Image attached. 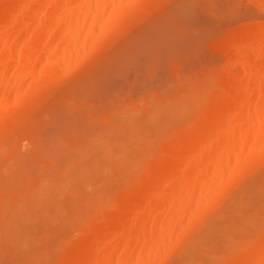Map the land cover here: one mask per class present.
Segmentation results:
<instances>
[{
	"label": "bare ground",
	"instance_id": "6f19581e",
	"mask_svg": "<svg viewBox=\"0 0 264 264\" xmlns=\"http://www.w3.org/2000/svg\"><path fill=\"white\" fill-rule=\"evenodd\" d=\"M134 1L0 0V264H264V0Z\"/></svg>",
	"mask_w": 264,
	"mask_h": 264
},
{
	"label": "rangeland",
	"instance_id": "374dc122",
	"mask_svg": "<svg viewBox=\"0 0 264 264\" xmlns=\"http://www.w3.org/2000/svg\"><path fill=\"white\" fill-rule=\"evenodd\" d=\"M160 1H161V5L163 4V6H161V7H163V8H158L159 10L156 9L157 12L154 11V12H152V13H150V14H142V15H144L146 18H145L144 16L140 15V16H139L140 19H139V20L137 19V20H138V26H137L135 29H133V31L135 30V32L141 30V31H139L140 34H139V33L136 34L137 36L140 37L141 34H144V32H142V30H145V29H144V26H146V25H144V24H145V21L148 22V20H149L152 16H153L154 20L156 21V19H155L156 16L154 17V15H156V14H158V13H159V14L162 13V15H163V13L165 12V10L168 11V12H165L164 15H166V13H168V14L173 13V12L176 11V9L178 10V9H180V8H185L184 6L182 7V5H185V3H187V4L190 3L191 6H193V5H195L194 3L196 2V6H198V5H199L198 3L200 2V4L203 6V8L205 7V8L203 9V8H201V7L199 8V6H201V5L198 6L199 10H200V9H203V11L201 10L200 13H202L203 16L205 15L204 17H201V18L199 17V18H200V20H199L200 24H202V25H204V26H207V27H215L214 25H219V24H220L219 28L224 29V30L226 29V27L232 26L234 23H235L234 25H236V23L241 22V19L245 17V16L243 17V15L247 12L248 9L252 10V7H253V6H251V5L247 2V0H192V1H194V3H193L192 1H189V0H188V2H186L185 0H183V1H181V0H172V1H171V0H170V1H169V0H160ZM163 1H164L165 3H162ZM184 1H185V2H184ZM197 1H198V3H197ZM166 2H167V3H166ZM180 2H181V3H180ZM182 2H183V3H182ZM191 2H192V3H191ZM164 4H165L166 6H165ZM169 4H170V5H169ZM181 4H182V5H181ZM192 4H193V5H192ZM197 4H198V5H197ZM203 4H204V5H203ZM159 5H160V4H159ZM178 5H179V6H178ZM130 6H131L132 8H134V10H136L137 7L139 8V6H140V1H139V0H136V1H134L133 3H131ZM187 6H188V5H187ZM196 6H194L195 9L197 8ZM159 7H160V6H159ZM165 7H166V8H165ZM169 7H170V8H169ZM174 7H175L176 9H175ZM189 7H190V5H189ZM172 8H174L175 10L173 9V11H172ZM253 8H254V7H253ZM160 9H161V10H160ZM162 9H164V10L162 11ZM168 9H171L170 12H169ZM205 9H206V10H205ZM138 10H139V9H137L134 13H136ZM196 10H198V9H196ZM199 10H198V14H199V16H200ZM155 12H156V13H155ZM249 12H250V11H249ZM153 13H154V14H153ZM151 14H153V15H151ZM159 14H158V15H159ZM158 15H157V16H158ZM164 15H163V16H164ZM202 15H201V16H202ZM223 15H224V16H223ZM149 16H150V17H149ZM163 16L159 15L158 18L160 19V18L163 17ZM220 16H221V17H220ZM141 17H144V18H141ZM148 18H149V19H148ZM205 18H206V19H205ZM207 18H208V19H207ZM217 18H218V19H217ZM222 18H223V19H222ZM228 18H229V19H228ZM240 18H241V19H240ZM135 19H136V18H135ZM219 19H220V20H219ZM152 20H153V19H152ZM152 20H150V21H151L150 24L153 23ZM157 20H158V19H157ZM205 20H206V21H205ZM234 20H235V21H234ZM139 21H140L141 23H140ZM212 21H213V22H212ZM143 22H144V24H142ZM207 22L209 23V25H208ZM220 22H222V23H220ZM232 22H233V23H232ZM211 23L213 24L212 26H211ZM226 23H227V24H226ZM230 23H231V24H230ZM139 24H140V25H139ZM147 24L150 25L149 22H148ZM228 24H229V25H228ZM141 25H144V26L141 27L142 29L140 28ZM223 25H224V26H223ZM223 27H225V28H223ZM145 28H146V27H145ZM133 31L130 33L131 35L129 34V35L132 36V37L134 36ZM141 32H142V33H141ZM132 33H133V35H132ZM138 34H139V35H138ZM205 35H207V34L205 33L204 35H202L203 38H202L201 36H200V37L197 36V38L194 37V40H192V41H194L193 44H196L197 41L200 40V39H205V38H206ZM130 36H129V37H130ZM195 36H196V35H195ZM129 37H128V38H124V40H123V39H122V40H119V41L115 42L114 44H110L109 46H107V47H106V50H105V54H106V52H108V53L110 52L108 55H113V54H114L113 52H114V51H115V52L117 51V52L115 53L116 55L112 56V57H115V56H117V55H120V52H121V51L123 52L124 49H127V50H128V48H129L128 46H129L133 41H136V42L138 41V39L136 38V36H135L136 40H133V41H131V39H130ZM133 39H134V38H133ZM129 40H130V44H129V42H128ZM127 42H128V43H127ZM135 44H136V43H135ZM190 44H192V43H190ZM190 44H189V45H190ZM133 46H134V45H133ZM183 46H184V44H183ZM189 47H190V46H189ZM122 48H123V50H122ZM183 48H184V47H182L181 50H183ZM119 49H121V51H120ZM130 49H132V47H131ZM127 50H126V51H127ZM122 52H121V54H122ZM117 53H119V54H117ZM123 53H124V52H123ZM142 54H143V53H142ZM106 55H107V54H106ZM108 55H107V56H108ZM164 55H165V56H168V55H166V54H164ZM107 56H106V57H107ZM140 56H141V54H140ZM165 56H164V57H165ZM169 56H170V55H169ZM108 57H109V56H108ZM141 57H144V55L141 56ZM164 57H163V58H164ZM141 59H143V58H140L139 60H141ZM164 59H165V58H164ZM139 60H138V62H137L138 64H139V62H140ZM144 60H145V58H144ZM144 60H143V61H144ZM140 63H141V62H140ZM144 63H145V64H144L143 66L146 65V62H144ZM142 64H143V63H142ZM134 66L136 67L137 65H134ZM138 66H140V64H139ZM138 66H137V67H138ZM143 66H141V67L143 68ZM128 67H129V66H126L125 68H128ZM133 68H134V67H133ZM133 68L129 67L130 70H131V69L133 70ZM197 68H198V67H197ZM136 69H140V68H136ZM136 69H135V71H136L135 74H136V75L134 74V75H135V78H138V77L141 78V79L138 78V80L142 82L143 79L146 78V76H144L143 74H141V72H143V73H145V72L141 70L139 73L142 75V77H140V76H137V72H138V71H137ZM105 70H106V69H105ZM144 70H145V69H144ZM125 71H126V69H125ZM127 71H128V70H127ZM98 72H99V71H98ZM102 72H103V70H102ZM102 72H101V73H102ZM128 72L130 73V71H128ZM129 73L126 74V75H127V76L130 75ZM131 73L133 74V71H132ZM139 73H138V74H139ZM132 74H131V75H132ZM158 74H159V73H158ZM95 75H96V74H95ZM134 75H132V76H133V77H132L133 80H134ZM159 75H160V74H159ZM127 76L125 77V75H124L123 77H125V78H123V77H122V78H121V77H118V78L121 79V80H125V79H126V80L130 81L128 78H130L131 76L128 77V78H127ZM143 76H144L145 78H143ZM102 78H104V77H102ZM116 78H117V77H116ZM105 79H106V78H104L103 81H105ZM114 79H115V77H114ZM114 79H113V80H114ZM119 79H118V80H119ZM118 80H117V81H118ZM121 80L119 81V83H118L117 81H116V82L113 81V82L117 83V85H118V84L120 85V84H123V83H125V85H127L126 83H128V81L125 80L126 82H125V81L122 82ZM133 80L131 79V81L128 83V85H129ZM74 81H75V80H71V81H69V82H70L71 85H72ZM84 81H85V80H84ZM69 82H67L65 85H69V84H70ZM82 82H83V81H82ZM82 82H80V83H82ZM113 82H111V83L113 84ZM121 82H122V83H121ZM106 83H107V82H106ZM115 83H114V84H115ZM132 83H133V82H132ZM142 83H143V82H142ZM145 83H146V81H145ZM148 83H149V82H148ZM82 84H84V82H83ZM109 84H110V83H108L107 85H109ZM146 84H147V83H146ZM156 84H157V83H156ZM156 84H155V87L157 86L156 88H158V86H159L160 83H159L158 85H156ZM128 85H127V86H128ZM162 85H163V84H162ZM121 86H122V85H121ZM123 86H124V85H123ZM123 86H122V87H123ZM127 86H125V89H127V88H126ZM146 86H148V88H150V85L147 84ZM107 87H108V86H107ZM122 87H120V89H122ZM111 89H112V86H111ZM113 89H114V87H113ZM115 89L118 90L119 87L117 88V86H116ZM120 89H119V91H120ZM136 89H137V91H138V88H136ZM136 89H135V90H136ZM117 90H116V91H113V94H112V93H111V94L114 95V94L117 92ZM142 90H143V89H142ZM122 91H123V92H122ZM140 91H141V90H139V93H140ZM110 92H111V91H110ZM114 92H115V93H114ZM124 92H125L124 89L121 90V93H122V94H123ZM134 92H135V91H134ZM141 92H142V91H141ZM61 93H62V92H61ZM121 93H120V94H121ZM137 93H138V92H137ZM58 94H59V93H58ZM58 94H57V95H58ZM116 95H119V92H118V94H116ZM136 95H137V94H136ZM114 96H115V95H114ZM133 96H134V94H133ZM77 97H78L77 99H79V96H77ZM115 97H116V96H115ZM134 97H136V96H134ZM82 98H83V96L80 95V100H81ZM91 99H93V97H91ZM80 100H78V101H80ZM90 101H91V100H90ZM92 102H93V100H92ZM95 102H97V97L94 98V102H93V103H95ZM37 104H38V102H36V101L34 100V101H32L31 103H29L28 105H30V106H32V107H35ZM91 106H92V105H91ZM91 106H90V107H91ZM262 167H263V170H264V166H262ZM115 173H116V172H114V171L111 172L109 175H106V178H105V179H107L111 174H112L111 177L115 178L114 176L118 175V173H116V174H115ZM101 176H102V175H101ZM99 177H100V176H99ZM113 178H112V179H113ZM116 179H118V176H117ZM114 180H115V179H114ZM114 180H113V181H114ZM115 181H116V180H115ZM113 185L115 186V183L112 184V185L110 184V188H111V186H113ZM114 186H113V187H114ZM110 188H109V189H110ZM114 188H115V187H114ZM91 189H92V188H91ZM111 189L113 190V188H111ZM94 190H96V189H94ZM94 190H93V191H94ZM112 190H111V191H112ZM67 191H68V192H67L68 194L65 193L66 191H64L63 193H61V195H64V194H65V195H66V194L69 195V194H70V190H67ZM239 191H240V190H239ZM239 191H238V192H239ZM88 192H89V194H93V193L90 192V191H88ZM95 192H96V191H95ZM233 193H234V191H233ZM233 193L231 192V194H233ZM235 193H236V191H235ZM231 194H230L229 197H228L229 193L227 194V197H228L227 200H228V201L226 200L225 203H226V202H229L231 196L234 195V194H233V195H231ZM65 195H64V196H65ZM67 195H66V196H67ZM61 197H62V196H61ZM61 197H60V198H61ZM261 197H262V196H261ZM67 198H69V196H68ZM67 198H65V199L68 200ZM62 200H63V199H61V202H62ZM66 200H65V201H66ZM66 202H67V201H66ZM225 203H224V204H225ZM64 205H65V204H64ZM64 205H63V206H64ZM66 207H67V205L64 206V207H62L63 209H62L61 212H62L63 215H65L64 213H65ZM61 212H60V214H61ZM62 214H61V215H62ZM34 215H35V216H34V219H35V218H38V217L40 216V219H39V220H43V221L45 220L44 218L46 217V216H44V214H43V215H42V214H38V215L34 214ZM43 216H44V217H43ZM41 217H42V218H41ZM46 218H47V217H46ZM35 221H36V220H35ZM41 222H42V221H41ZM214 252H216V251H214ZM215 254H216V253H215Z\"/></svg>",
	"mask_w": 264,
	"mask_h": 264
}]
</instances>
